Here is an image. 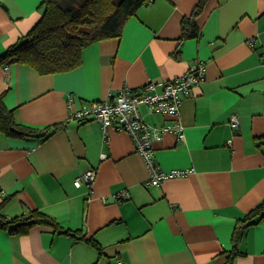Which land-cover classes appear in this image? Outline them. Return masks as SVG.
<instances>
[{
	"label": "crops",
	"instance_id": "1",
	"mask_svg": "<svg viewBox=\"0 0 264 264\" xmlns=\"http://www.w3.org/2000/svg\"><path fill=\"white\" fill-rule=\"evenodd\" d=\"M199 1L148 2L121 37L90 44L68 72L0 66V93L16 121L58 126L44 139L0 132V204L10 196L3 214L42 210L105 252L44 225L26 235L0 228V264H224L238 221L264 199V0H206L195 18L201 35L181 40L182 20ZM42 2L0 0V55L40 20ZM199 63L206 78L180 106L185 141L167 132L154 142L161 170L194 169L186 175L153 185L127 132L111 127L105 136L99 122L72 118L91 101L163 83ZM139 112L152 126L174 122L146 105ZM90 168L95 181L76 186ZM239 247L245 254L235 264H264V221L245 230Z\"/></svg>",
	"mask_w": 264,
	"mask_h": 264
},
{
	"label": "trees",
	"instance_id": "2",
	"mask_svg": "<svg viewBox=\"0 0 264 264\" xmlns=\"http://www.w3.org/2000/svg\"><path fill=\"white\" fill-rule=\"evenodd\" d=\"M150 0H43L42 16L23 38L0 55V66L10 62L28 65L40 74H56L71 71L82 63L83 50L90 44L108 38L122 36L127 21ZM206 0H200L192 15L182 20L181 40L197 38L202 31L195 18ZM6 92L0 93V132L12 138L36 136L47 138L58 126L44 129L32 128L19 124L14 111L4 103ZM10 196L0 204V228L12 235H26L37 225L51 227L55 232L71 235L85 240L94 246L100 256L104 248L99 242L88 237L83 230H69L46 212L35 209L29 213L7 217L2 212L3 205ZM264 221V199L240 219L235 227L230 250L222 253L224 264H235V260L245 253L240 249V242L245 230Z\"/></svg>",
	"mask_w": 264,
	"mask_h": 264
},
{
	"label": "built area",
	"instance_id": "3",
	"mask_svg": "<svg viewBox=\"0 0 264 264\" xmlns=\"http://www.w3.org/2000/svg\"><path fill=\"white\" fill-rule=\"evenodd\" d=\"M262 56L264 57V52ZM205 78V65L203 63L194 64L182 75L163 83L150 81L135 91L125 87L113 93L109 99L91 101L86 107L76 110L72 118L79 121L95 120L99 122L105 136L111 127L127 132L133 139L137 151L148 165L150 182L153 185H158L163 178L183 176L194 170L192 168L191 170H175L173 172L162 171L154 158V142L160 140L167 132H173L180 140L185 141L184 125L180 118L181 101L184 95ZM158 86H161L160 91L157 90ZM141 105L148 106L152 112L173 117L174 122L160 127L152 126L139 112ZM229 123L232 126H238V116L232 115ZM96 176L97 170L90 168L76 177L74 183L78 187L83 184L91 185ZM0 194H3L1 190ZM120 197L129 198L130 193L123 190Z\"/></svg>",
	"mask_w": 264,
	"mask_h": 264
}]
</instances>
